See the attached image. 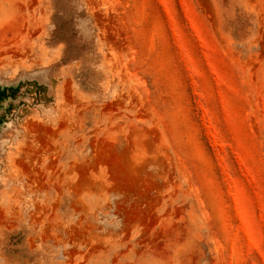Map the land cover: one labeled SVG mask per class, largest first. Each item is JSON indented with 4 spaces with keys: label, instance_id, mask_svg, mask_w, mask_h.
I'll return each instance as SVG.
<instances>
[{
    "label": "rangeland",
    "instance_id": "rangeland-1",
    "mask_svg": "<svg viewBox=\"0 0 264 264\" xmlns=\"http://www.w3.org/2000/svg\"><path fill=\"white\" fill-rule=\"evenodd\" d=\"M0 264H264V0H0Z\"/></svg>",
    "mask_w": 264,
    "mask_h": 264
}]
</instances>
